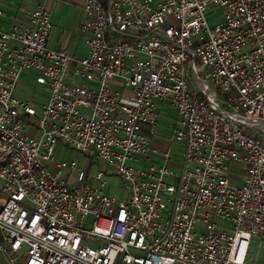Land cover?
<instances>
[{
  "label": "built area",
  "instance_id": "1",
  "mask_svg": "<svg viewBox=\"0 0 264 264\" xmlns=\"http://www.w3.org/2000/svg\"><path fill=\"white\" fill-rule=\"evenodd\" d=\"M49 1L0 5L9 264L23 247L22 264H245L264 237V0H81L83 55L48 45ZM213 5L223 22L209 27ZM25 72L47 89L39 112L14 96ZM160 103L176 111L179 173L148 161ZM59 142L94 158L96 173L56 162ZM114 176L125 200L103 191Z\"/></svg>",
  "mask_w": 264,
  "mask_h": 264
},
{
  "label": "rangeland",
  "instance_id": "2",
  "mask_svg": "<svg viewBox=\"0 0 264 264\" xmlns=\"http://www.w3.org/2000/svg\"><path fill=\"white\" fill-rule=\"evenodd\" d=\"M32 1V0H31ZM66 2L73 3L74 5H81L80 0H63ZM0 4H3L5 6L15 7L19 5L28 6L29 4L26 2V0H0ZM32 6V5H31ZM67 5H65L62 2L54 3V7L52 9V13L55 16L60 14L69 13L68 17H72L74 15L73 10H66ZM205 19L209 25V27H214L220 23L223 22V11L219 6H210L208 10L205 12ZM245 49H243L244 51ZM46 87L37 86L35 83V77L30 72H25L22 76V78L19 80L17 84V88L14 91V96L17 99L28 101L30 104L35 106L39 109L42 105H44L48 100V94L46 91ZM220 96V95H219ZM203 97V95H201ZM158 111H159V117L157 120V126L155 130L154 135L149 136V142L152 146L156 147L159 151H167L168 147L172 145L170 148V160L172 162L171 168L176 171V173H179V171L182 168V159H181V152H182V145L177 143L176 141L170 142V137L172 134V129L175 124L176 120V111L174 108H172L169 105L160 103L158 105ZM39 115L32 117L31 121L36 122ZM24 127L26 128V131H30L28 126V118L24 119ZM182 149H181V148ZM181 150H180V149ZM179 149V150H178ZM181 151V152H180ZM65 157H67L71 161H76L78 166H83L86 168V170L90 171L91 175L93 176L97 171V162L94 158H91V160L88 159V157L83 154L82 152L76 150L75 148L71 147L70 145L66 144L65 142H59L57 145V150L55 154V161L60 162ZM141 165H137L136 168H141ZM63 175L65 177L70 176L69 178L70 184L73 185L74 183V174L69 173L68 170L63 171ZM171 183H176L177 180H171ZM89 183L92 187L99 188L97 186V183L94 181L93 178L89 180ZM103 191L105 194L109 196L115 197L117 201L125 200V192L123 188V184L121 180L117 177H112L110 180V183L103 188ZM92 219L93 217L91 215H88L84 218L82 222V228L85 230H90L92 227ZM26 248L23 247L21 251L18 253H15L11 256H8L9 258H17L16 264H22V260L20 258L24 257ZM7 255V253H5ZM245 264H264V237L255 235L250 240V246H249V252L247 261Z\"/></svg>",
  "mask_w": 264,
  "mask_h": 264
},
{
  "label": "crops",
  "instance_id": "3",
  "mask_svg": "<svg viewBox=\"0 0 264 264\" xmlns=\"http://www.w3.org/2000/svg\"><path fill=\"white\" fill-rule=\"evenodd\" d=\"M74 1H76V0H74ZM57 2H62L65 5H67L66 10H68V11L73 10L74 15L70 18V17H68L69 13L67 12L63 15L60 14L57 17V15L55 16V13H54V15L52 13V28H51L50 33H49V38H48V42H47L48 45L50 47H53L54 49L65 48V49L69 50L70 52H73L77 55L85 54L86 48L83 45L82 38H81V35L79 33L80 22L82 19V12L80 9L81 5H74L73 3L66 2L63 0H50L47 4L48 8L52 11V9L54 7V3H57ZM79 2H81V0ZM0 5L5 7V5H3V4H0ZM30 5L31 4H29L28 6H30ZM32 7H33V5H32ZM4 9H6V8H4ZM111 87L113 89H118V86L116 84L115 85L112 84ZM163 104H166V103H163ZM166 105H169V104H166ZM171 146L172 145H170V147ZM170 147H168V149H167L169 154H170V149H171ZM163 153H164V151L157 150V148L152 146L149 142V152H148V161L149 162L156 163V164H167V165L171 166V164H172L171 160L166 161L163 158V155H162ZM181 154H182V152H181Z\"/></svg>",
  "mask_w": 264,
  "mask_h": 264
},
{
  "label": "water",
  "instance_id": "4",
  "mask_svg": "<svg viewBox=\"0 0 264 264\" xmlns=\"http://www.w3.org/2000/svg\"><path fill=\"white\" fill-rule=\"evenodd\" d=\"M0 264H9L5 255L0 251Z\"/></svg>",
  "mask_w": 264,
  "mask_h": 264
}]
</instances>
